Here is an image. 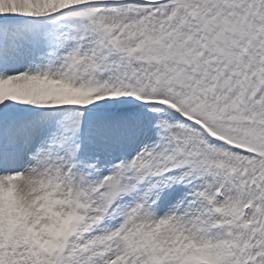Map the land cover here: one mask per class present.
<instances>
[{
	"label": "snow or ice",
	"instance_id": "obj_1",
	"mask_svg": "<svg viewBox=\"0 0 264 264\" xmlns=\"http://www.w3.org/2000/svg\"><path fill=\"white\" fill-rule=\"evenodd\" d=\"M0 264H264V0H0Z\"/></svg>",
	"mask_w": 264,
	"mask_h": 264
}]
</instances>
